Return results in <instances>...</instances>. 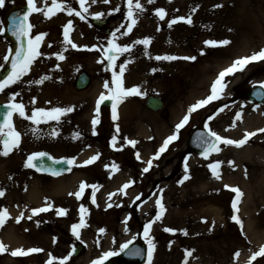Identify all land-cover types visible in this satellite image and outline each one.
<instances>
[{
    "label": "rangeland",
    "instance_id": "rangeland-1",
    "mask_svg": "<svg viewBox=\"0 0 264 264\" xmlns=\"http://www.w3.org/2000/svg\"><path fill=\"white\" fill-rule=\"evenodd\" d=\"M40 1L37 0V4L42 7ZM68 2L79 10L77 0H68ZM166 2L167 0H156L157 4L149 5L146 1L145 10L153 12L155 8L163 7L168 12L166 7L173 5H167ZM25 3L27 0H5L4 7L0 8V27L4 28L3 17L12 5ZM192 3L196 11L201 10L202 13L200 17H196L195 13L192 14L191 25L179 22L169 28L167 20H159L145 26L146 32L153 34L154 40L151 43L159 47L157 53L153 54L148 48V55H145L144 45L137 44L130 52L120 55L116 61L117 65L125 60L132 61L127 65L123 77L124 86L127 88L139 86L143 94L124 98L123 101L131 100L132 103L128 105L124 113H118L119 119L115 122L112 120L111 107H101V125L97 126V135L92 134L91 119L94 114V111L91 113L92 99L97 90L100 91L99 93H107L103 84L106 80L111 81L112 73L111 70H105L108 67L106 60L103 64L98 62L102 54L89 49L92 45L106 46L112 33L124 24L125 16H120L121 12H102L104 13L102 18L110 26V33H107L104 28L91 22V18L95 13L100 12L99 10L89 9L84 20L76 16L69 17L66 13H58L51 19H45L41 13L32 14L30 22L33 25V35L47 33L40 48L43 55L37 59L31 71L21 82L0 93V102H8L13 93L19 92L17 101L24 103L29 114L33 108L50 109L47 104L53 103L48 99H40L38 92H35L37 84L33 83L36 80V74L41 75L48 69V72H56L53 82L55 86L59 85L63 89L60 92L62 97L59 101L74 107V111L68 113L66 115L68 117L65 116L64 119L61 117L59 121L48 120L39 125H34L30 121L32 126L39 130L40 136L36 140H29L28 137L32 136L30 131L22 130V127L25 128L26 120L22 118L18 120V115L13 118L17 131L24 135H22L24 141L22 140L21 146L13 156L0 159V189L6 192L4 197H0V208H8L10 215H13L3 228L0 227V241H4L7 245L3 234L7 231V224L12 223L13 218L20 212L25 213L24 219H26L31 214L32 207L45 204L44 196L37 203L31 202L26 197L34 183L42 187L38 188L39 192H48L47 195L51 193L49 202L53 203L54 208L51 213H41L29 220L37 226L21 228L29 239L35 241L25 243L21 247L44 246L46 250L29 258L13 257L11 250L17 246L7 245L9 250L0 253V264H45L49 252L55 257L67 254L70 251L69 244L73 240L77 241L72 235L71 225L79 222L81 204L88 209L85 215L88 226L79 230L86 250L77 258L71 257L68 264H91L92 260L99 258L104 252L120 251V245L127 241L141 242V239H145L144 224L155 215L157 197L153 194H159L160 189H163V201L167 194L168 203L171 204L170 209L180 212L177 215L182 222L179 225L175 219L170 221L168 216L164 221H158L153 225L152 229L156 226V231L151 229L150 232L156 244L153 264H182L185 249L195 250L193 256L189 258L192 264H246L251 252L259 249L264 236V134L258 133L242 147L220 145L221 151L212 153L207 160L198 153H189L187 142L193 128L203 127L206 122L213 131L231 139H242L245 131L264 128V102L253 103L245 98L250 89L264 82V61L252 62L244 71L228 77L224 91L226 95L191 115L188 124L181 129L179 138L169 145L167 151L158 160L153 161V170L150 169L148 173L142 174L147 159H144L142 153L140 160L135 158L137 151L149 153L147 158L152 157L165 136L172 133L175 122L187 111L188 106L204 98L210 88L208 85L211 84L220 67L228 62L231 63L237 57L249 55L264 48V0H203L202 2L193 0ZM217 4L224 7L216 8ZM123 6L125 3L121 4L120 8L122 9ZM240 12L243 14L239 15ZM215 15L217 18L211 20V17ZM180 16H187V14ZM246 16L250 18L246 19ZM68 19H72L73 31H75L70 33V37L74 43L81 46L79 48L74 49L63 43L62 26ZM250 19L254 22L253 26ZM249 26H251L250 30L242 32ZM82 27L86 29V32L82 30ZM158 27L159 31H157ZM123 30L122 28L121 32ZM117 36L119 37L117 43L121 45L132 44L133 41L143 38L135 35L131 39H126L120 33H117ZM223 39H228L231 43L222 47H210L204 44L205 40ZM85 45L88 48H84ZM9 48H12L10 42L5 38L4 33L0 34V64L4 66L6 62L2 57ZM201 51L204 54H201ZM56 52H63L65 59L58 60L54 55ZM157 55L196 56L197 59L195 61L182 59L158 61L154 59ZM68 65L70 66L65 69ZM3 67H0V70ZM152 69L157 70L153 72ZM83 70L89 72L93 79L87 89L78 91L75 80L78 73ZM152 94L161 96L165 101L164 107L159 111H153L146 106V99ZM98 97L94 100L95 103ZM33 98L36 100L35 104L32 103ZM225 104L228 107L217 114V110ZM237 111L242 113V119L237 121L233 128L230 125ZM134 112L142 116L143 126L138 119L131 117ZM258 114H260L258 118L261 119L255 123L251 122ZM210 115L214 116V119L208 121L207 118ZM116 124L120 127L119 134L116 133ZM53 130L59 134L52 136L50 133ZM77 132L80 133L79 138H86L77 141V138H74ZM113 135L118 136L117 148H121L124 137L135 139L138 144L135 148L125 145L122 150L117 151L110 146ZM44 150L57 157H78L86 150L88 154L99 152L101 155L92 165L77 167L75 172L59 177L41 174L33 168L24 167L25 156ZM185 157H188L191 178L179 184L178 181L184 175ZM217 160L223 162L219 169L221 173L219 180L212 176L207 167L210 162ZM79 161L81 165V159ZM229 161H233L234 165H230ZM113 162L119 166V171L113 170ZM105 165L109 167L106 168ZM119 173H123L122 181L134 180L135 187L131 192H127V195L118 194L109 201V193L117 191L118 184L115 180ZM74 175L78 177L68 191L63 190V197L54 196L56 186L65 184ZM80 180L88 185H97L98 207L91 203L90 188L86 189L80 200L68 195L69 192L77 191ZM244 182H248L249 187L245 186ZM225 184L238 186L244 193L238 204L242 229L241 225L231 219L233 215L231 202L235 194L225 188ZM134 193L142 194L143 198L137 203L136 201L129 203L130 195ZM141 200H149V206L143 208L145 212L140 210ZM109 203L113 205L111 208L107 207ZM117 204L121 206L117 207ZM164 205L166 207V204ZM61 207L67 209V214L59 218L55 209ZM166 209L167 212L170 210L167 207ZM216 212L218 217L215 216ZM126 216L131 217L127 224L124 223ZM201 217L203 219L199 221ZM213 221L215 223L210 225ZM165 227L175 228L177 231L165 232L163 230ZM100 228H104L105 231L99 233ZM257 228L259 232L261 231L259 238L254 234ZM180 230H187L188 235H183ZM39 234H42L41 236L45 239L39 238ZM53 237L57 238L56 243H53ZM121 238L125 240L122 241ZM170 241L171 247H169ZM236 251L241 254L234 259ZM253 264H264V257H258Z\"/></svg>",
    "mask_w": 264,
    "mask_h": 264
},
{
    "label": "snow or ice",
    "instance_id": "snow-or-ice-1",
    "mask_svg": "<svg viewBox=\"0 0 264 264\" xmlns=\"http://www.w3.org/2000/svg\"><path fill=\"white\" fill-rule=\"evenodd\" d=\"M171 2V0H169ZM77 3L79 4V10L77 8L73 7L68 0H50V3L48 0H44L43 6H38L37 0H27L28 9L21 17H13L11 20V23L9 25V31L11 32V35L16 38L17 46L14 50L15 54L12 55L13 49L9 48L6 51V54L3 55V60L5 62L11 61V69L7 73V75L0 79V93H3L6 89H8L10 86L15 85L22 81L24 77L28 75V73L31 71V68L33 64L37 61L39 57L43 55V53L40 51L41 44L44 41L45 36L47 33H32L33 25L29 22V17L33 13H41L45 19H51L55 17L58 13H66L67 16L72 17L76 16L79 17L81 20L85 19V14L89 13V8L91 4L97 3V0H77ZM104 4H109L110 0H103ZM155 3V0H147V4L152 5ZM5 5V0H0V8H3ZM126 6H127V12L125 19L127 20L126 24H121L111 35V38L107 40L106 46H97L92 45L89 50H95L100 52L101 59L98 61L99 63L103 64L106 60L108 62V67L105 69L106 71L111 70L112 73V79L111 81H104L103 88L107 90L106 92H101L97 101L96 106L94 110V114L91 119V126H92V134L97 135V126L101 123L100 120V106L104 101H111L112 102V120L113 122L117 121L119 119L117 107L120 103L123 102L124 98L130 97V96H140L143 93L141 92V89L139 86H133L130 88H127L124 86V74L127 70V65L131 63L132 61L125 60L123 63L117 65L116 61L119 59L120 55L124 53H128L131 51L132 47L134 45H144L145 47V55H148L147 49L148 46L152 42V37H143L142 39H137L133 41L132 44H125L121 45L117 43V40L119 37L117 36V33H120L121 35L127 36L129 35L134 27L138 23V14L143 13L145 11V5L141 2V0H126ZM216 8L222 7V5L217 4L215 5ZM196 8H192L191 12L195 13ZM113 12L120 11L119 7H115L112 9ZM104 13L97 12L94 14L95 19L102 18ZM154 15L160 20L165 21L168 13L165 8L163 7H157L154 9ZM184 22L186 24L191 25L193 23L192 15L189 14L187 16H176L171 19L167 20L168 27L171 28L173 25ZM63 27V43L66 46H71L72 48H79L81 46L77 45L73 42V40L70 37V33L73 30V21L72 19H68L67 22L62 26ZM125 29V31L121 32V29ZM159 27L157 28V31H159ZM5 31L4 28L0 27V34H3ZM231 43L228 39L223 40H205L204 44L206 46L210 47H222L227 46ZM51 47V45H49ZM84 48H88L87 45L83 46ZM201 54H204L203 51H201ZM56 58L58 60L65 59V56L63 52H56L54 53ZM156 60H165V61H173L177 59L182 60H191L195 61L197 59L196 56H175V55H157L154 57ZM255 61H264V48L259 49L258 51H254L249 55L237 57L232 62L224 67L222 70L218 72V74L215 76V78L212 80L209 88L208 94L201 99H198L195 103L188 106L186 113L183 115V117L180 119L178 123L175 124L174 130L170 135L164 138L162 141V144L159 146V148L154 152L151 158H149L146 161V166L142 169L143 173H148L150 169L153 167V161L158 160L161 155L167 151L169 145L176 141L179 138V134L181 129L185 127V125L188 124L191 115L198 111L201 108H204L211 104L214 101L220 100L222 98V95L224 94V91L227 87V80L226 78L232 75H235L237 72H242L246 69V67ZM3 64H0V67H3ZM59 67V65H57ZM157 69H152L153 72H155ZM50 79L49 76L44 75L40 79L34 81V83L37 84H43L45 80ZM111 85V86H110ZM261 88H264V82H261ZM20 96L19 92L13 93L8 100V103L4 105V108L6 109L4 113L3 120L0 121V156L7 157L9 156L14 150L18 149L22 142V134L20 131H17L13 117L14 115H18L20 118L31 121L34 125H39L41 123H46L48 120H54L59 121L61 117L67 115L68 113H71L74 111V107L68 106V107H52L50 109L45 108H33L31 110V113L29 114L26 111V107L23 102H18L17 97ZM36 100L35 98L32 99V103L35 104ZM228 107L227 104H225L223 107L219 108L217 110V114L222 113L226 108ZM208 121H211L214 119V116H209ZM242 119V113L237 111L235 113V118L232 121V124L230 127H235L237 124V121H240ZM204 129L207 131V134H201L199 137V143L198 147L202 148V151L200 155L207 160L209 156L212 153H218L221 151L220 145L225 146H236V147H242L245 145L250 138L256 136L258 133L264 134V128H258L255 131H245L243 134L242 139H231L224 136H221L217 132L213 131L209 127V123L204 124ZM33 134H35L36 129L33 128L31 130ZM225 131H228V129H225ZM120 127L118 124H116V133L119 134ZM52 136H57L59 133L56 130H53L50 133ZM80 133H75L74 138H79ZM117 135H113L111 138L110 146L119 151L122 150V148L125 145L131 146L132 148H135L138 144V141L135 139H129L128 137L123 138V144L121 145V148H117ZM151 139V138H149ZM100 153L97 152L96 154L92 155L88 159L84 160L82 165L76 164L75 157L73 158H62L61 160H55L54 163H64L68 167L66 171L71 172L73 166H88L93 164L95 161H97L100 158ZM47 156V153L43 152H33L29 154L24 162L25 168H36L37 171H42L43 169L39 167L36 163L39 159L42 157ZM51 159V157H49ZM135 158L137 160L141 159L140 153L137 151L135 152ZM222 161H213L210 162L207 167L210 170L212 176L219 180L221 179V173L219 169L221 168ZM230 165H234L233 161L228 162ZM106 168H108V165H105ZM112 168L114 171H119V166L116 165L113 162ZM53 175H60V172L53 170ZM11 179V177H9ZM191 178L189 174V166H188V157H185L184 161V175L182 179L178 181L179 184H183L185 181L189 180ZM135 183L134 180H128L125 182L117 191L111 192L108 195V200L111 201L113 196L116 195H127L126 190L129 189L133 184ZM225 188L230 189L235 196L234 199L231 202V207L233 210V215L231 216V219L236 222L237 224L241 225V229L243 228L242 221L238 215L239 213V207L238 204L241 202L242 197L244 193L238 186H231V185H224ZM91 189V203L93 205H97L96 201V193L98 191L97 185H88L85 181H81L77 191L75 192H69L68 195L74 196L77 200H80L85 193L86 189ZM27 190V189H25ZM6 194L4 189H0V197H4ZM163 189H160V193L153 195H156L155 199V215L153 218L149 219L143 226V236L146 240V243L148 244L147 252H146V262L147 264H153V257L154 253L156 251V244L154 242V238L151 237L150 232L153 227V225L161 221L164 217L167 209L165 205L163 204ZM142 194H138L134 197L133 202L139 201L141 199ZM151 198V197H150ZM144 203H147V201H144ZM113 205L112 203H109L107 205L108 208H111ZM117 207H120L121 205L117 204ZM98 207V205H97ZM54 208L53 203L49 202L48 198L45 197V206L41 207H35L31 209V214L27 216L28 220H32L33 217H36L40 213H45ZM57 216H65L67 214V209L65 208H56L55 209ZM80 213V219L78 223H74L71 225V232L72 235L75 237L77 241L81 240V234L80 229L86 228L88 225L85 221V215L88 213V209L81 204L79 208ZM25 218V213L20 212L18 216H16L15 222L19 224L22 219ZM11 219L10 213L8 208H0V227H3L5 223ZM131 219L130 216L125 217L124 223L127 224V222ZM207 222V221H205ZM215 222L213 221V224ZM165 232L169 233H175L177 229L171 228V227H165L163 229ZM27 231V229H26ZM99 233H103L105 231L104 228H100ZM182 231V234L187 236L188 232L187 230H180ZM56 237H53V243H56ZM114 242V241H113ZM132 243V241H127L124 244L120 245V251H124L129 247V245ZM171 241L169 242V247H171ZM97 244L99 245V240H97ZM8 246L5 245L2 241H0V253L7 252ZM44 250L38 247H31V248H23V247H17L15 249L11 250V255L13 257H21V256H28L33 253H40ZM194 249L184 250V259L182 261V264H189V258L193 256ZM75 252V247L73 246L71 250L67 253V255L63 257H55L51 252L48 253V260L45 262V264H54V262H58V264H68V261L73 256ZM115 252L107 251L104 252L99 258L92 260L91 264H103L104 260H106L109 256L115 255ZM136 255L140 254L139 250H136L134 253ZM240 252L236 251L234 253V259L238 258L240 256ZM258 257H264V244H262L257 251L251 252V255L249 256L246 264H253V261L257 260Z\"/></svg>",
    "mask_w": 264,
    "mask_h": 264
},
{
    "label": "bare ground",
    "instance_id": "bare-ground-1",
    "mask_svg": "<svg viewBox=\"0 0 264 264\" xmlns=\"http://www.w3.org/2000/svg\"><path fill=\"white\" fill-rule=\"evenodd\" d=\"M146 1L147 0H141V2L145 5L146 4ZM200 2H202L203 0H199ZM48 2L50 3V0H48ZM193 2V0H186L185 2H182L181 0H171V2H169V0H167V2H166V4L167 5H173V6H167L166 8H167V10H168V15H167V17H166V19L165 20H168V19H171V18H173V17H176V16H174V15H178V16H180V15H185V14H187V15H189V14H194V13H192L191 12V9L192 8H194V4L192 3ZM43 3H44V0H41L40 1V4L41 5H43ZM125 3V6H123V8L121 9L120 8V6H121V4H124ZM155 4H157L156 3V0H155ZM174 5H176V6H174ZM115 7H119L120 8V11H118V12H121L122 13V15H120V16H126V12H127V6H126V0H110V3L109 4H104L103 3V0H97V3H95V4H91V6H90V8L89 9H95V10H99L100 12H111L112 11V9L113 8H115ZM224 7V5L222 6V8ZM183 8L185 9L184 11H183ZM186 11V12H185ZM221 11H223V9H221ZM181 12H184V13H181ZM201 13H202V11L200 10H198V11H196L195 12V15H196V17H200V15H201ZM240 14H243L242 12H240L239 13V15ZM170 15H172L173 17H171ZM58 17V16H57ZM217 18V15H215V16H213V17H211V20H215ZM250 17H248V16H246V19H249ZM152 21L153 22H158L159 21V19L154 15V11L153 12H151L150 10H145L143 13H139L138 14V23H137V25L134 27V29H133V31L129 34V35H127V36H125L126 37V39H131L132 37H134L135 35H138L139 37H146V36H148V37H152L153 36V34H151V33H148V32H146V29H145V26L147 25V24H152ZM123 22H124V24H126L127 23V20L126 19H124L123 20ZM250 22H252V26H253V24H254V22L250 19ZM184 23V22H183ZM250 28H251V26H249L248 28L246 27V28H244L243 29V31L242 32H246L248 29L250 30ZM74 30V29H73ZM82 30L84 31V32H86V29L85 28H83L82 27ZM123 31H125V29L123 30ZM73 32H75V31H73ZM72 32V33H73ZM154 40V38L152 37V41ZM148 48H149V50L154 54V53H157L158 52V45H156L155 43H151L149 46H148ZM228 63H230V62H228ZM227 63V64H228ZM227 64H224V66H226ZM71 65H73V63L71 64ZM70 65H68L67 67H65V69H67L68 67H69ZM224 66H222V67H224ZM222 67H220V68H222ZM223 69V68H222ZM63 70V69H62ZM55 74H56V72H48V69L45 71V72H43V73H41V75L40 74H36V80H38V79H40L42 76H44V75H47V76H49L50 77V79H48V80H45L44 81V83L43 84H37V83H34V84H37V85H35V92H38L37 93V95H40V99H43V100H50V102H52L53 104L52 105H50L51 106V108L52 107H58V105H62L61 103V101H59V100H61L60 98L62 97V95H60L61 93V91L63 90L62 89V87L61 86H59V85H57V86H55L56 84H54V82H53V79H54V77H55ZM232 76H234V75H232ZM230 77V76H229ZM35 80V81H36ZM208 86H210V85H208ZM209 88V87H208ZM99 90H97L96 91V94L94 95V97H93V99H92V103H93V101H94V99L96 98V96H97V94L99 93L98 92ZM226 95V93L224 92V94L222 95V97H224ZM129 104V103H128ZM128 104L126 105V106H121V114L122 113H124V111H126V108L128 107ZM47 106L48 107H50L48 104H47ZM63 106V105H62ZM137 110V109H136ZM138 111V110H137ZM260 114H258L256 117H253V121H251V122H254L255 123V121L256 122H258L257 120H260L261 118L259 117L258 118V116H259ZM255 116V115H254ZM131 117L133 118H136V119H138L139 120V122H140V124H142L143 123V119H142V116H138V112H134V114H132L131 115ZM249 124H251V123H249ZM143 126V125H142ZM158 135L159 136H161L160 135V133L158 132ZM164 138V137H163ZM162 138V139H163ZM13 154V153H12ZM11 154V155H12ZM143 154V155H142ZM142 154L140 153V155H142L143 157H144V159H149V158H147V156L148 155H150L149 153H144V152H142ZM86 156H84L83 158H85ZM143 159V160H144ZM151 170H153L152 168H151ZM77 177V175L76 176H74V178H76ZM77 179V178H76ZM122 179H123V173H119V175H117V178H116V180H115V182H117L116 184H118V186L116 187V190L117 189H119L125 182H127L129 179H126V180H123L122 181ZM120 181V182H119ZM73 183V179L72 178H69V180H67V183H65V186L64 185H60V186H58L57 188H58V192L57 193H60V192H62V190H64V189H66V191H68V188L70 187V185ZM74 185V184H73ZM244 185L245 186H247V187H249V184H248V182H244ZM62 187V188H61ZM135 187V184H133L129 189H127L126 190V192H131L132 191V189ZM61 188V189H60ZM37 191H34L33 193L32 192H29V194L30 195H37ZM65 194H66V192H65ZM136 195H138V193H134V194H132V195H130L131 196V199H130V201H129V203H131V202H133V200H132V198L134 199V197L136 196ZM249 195H250V191H249ZM166 196V198H165V200L163 201V203L164 204H166V207L168 208V209H170L171 208V204H169L168 203V201H169V196L166 194L165 195ZM141 198H143V195H141ZM114 201V200H113ZM142 201V200H141ZM144 201H147V203H144ZM144 201H142L139 205H140V210L141 211H143V212H145L146 210L144 209L143 210V208H147L148 206H149V200H144ZM138 201H136V203H137ZM14 212V211H13ZM180 212H178V211H173L172 209H170V210H168V212L167 213H165V215H164V217L162 218V220H161V222L162 221H164V219L165 218H168V216H169V218H170V221L171 220H173V219H175L176 221H178L177 223H179V225H180V223L182 222L181 221V218H179V215H177V214H179ZM203 214H205V212L203 213ZM215 216H217L218 217V212H216V214H215ZM208 217V216H207ZM14 219V218H13ZM203 219V217H201L200 219H199V221L200 220H202ZM209 219V218H208ZM211 221V220H210ZM176 223V224H177ZM170 224V223H169ZM198 224V223H197ZM213 224V222H210V225H212ZM156 226H154V228L152 229L153 231H156ZM155 229V230H154ZM259 229L257 228L256 229V231L254 232V234H255V236H259V234H260V232L258 231ZM263 237L264 236H262V240H263ZM259 238V237H258ZM22 236L17 232V228L16 227H14L13 225H10L9 224V226H8V232H7V242H9L10 244H15V245H20V244H22L23 242H22ZM122 239V241L123 240H125V238H121ZM131 239V238H130ZM260 242V241H259ZM111 260V259H110ZM189 264H192V262H191V260L189 261Z\"/></svg>",
    "mask_w": 264,
    "mask_h": 264
},
{
    "label": "water",
    "instance_id": "water-1",
    "mask_svg": "<svg viewBox=\"0 0 264 264\" xmlns=\"http://www.w3.org/2000/svg\"><path fill=\"white\" fill-rule=\"evenodd\" d=\"M27 7H23V8H14L13 10H11L6 17V36L10 39V41L13 43L14 49H13V54H15L14 50L17 46V41L16 38L14 36L11 35V32L8 30L9 29V25L11 23L12 18L15 17H21L23 16V14L27 11ZM99 24H101L99 21H97ZM11 69V61L9 60L7 68L5 70H3L0 73V79H3L7 73L10 71ZM89 83V77H87L86 74H82V76H80L79 81H78V87L79 88H84L85 86H87V84ZM261 95L259 97H257L258 100H263L264 99V91L260 92ZM148 105L154 109H158L162 106V101L158 98H149L148 100ZM6 109L4 108V106H0V121L3 120L4 117V113H5ZM201 134H205L206 132L203 129L200 128H196L194 131V134L192 136V140L189 143V147L191 150H196L201 152L202 148L198 147L196 142H197V138L200 137ZM37 165L39 167H41L44 171H48V172H52L53 170L55 171H64L67 169V165L64 163H59L56 164L54 163V160L51 158H49V156H44L41 159H39L38 161H36ZM136 250L140 251L139 255L134 254L136 252ZM118 259L122 262V263H130V262H136V263H144L145 259H146V249L145 246L143 245H133L131 246L126 252H124L123 254H121Z\"/></svg>",
    "mask_w": 264,
    "mask_h": 264
}]
</instances>
